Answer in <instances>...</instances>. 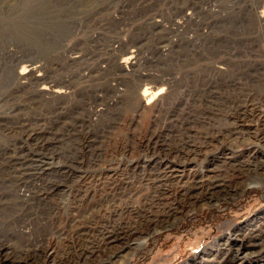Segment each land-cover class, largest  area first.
<instances>
[{"label": "rangeland", "instance_id": "rangeland-1", "mask_svg": "<svg viewBox=\"0 0 264 264\" xmlns=\"http://www.w3.org/2000/svg\"><path fill=\"white\" fill-rule=\"evenodd\" d=\"M252 104L264 0H0V264H264Z\"/></svg>", "mask_w": 264, "mask_h": 264}, {"label": "bare ground", "instance_id": "bare-ground-1", "mask_svg": "<svg viewBox=\"0 0 264 264\" xmlns=\"http://www.w3.org/2000/svg\"><path fill=\"white\" fill-rule=\"evenodd\" d=\"M131 58H133V56L131 57ZM131 58H129V60H127L125 63L126 64H128V63H130V59ZM26 69V68H25ZM37 71H39V65H36L35 63H32L31 65H30V67L28 68V70L27 71H21L20 72V74L18 75L19 76V78H20V76H22L23 78H26L27 76H29L30 77V81H34V82H38L40 79L38 78L39 77V75L37 76H35V72H37ZM42 72V71H41ZM49 81V80H48ZM44 82V81H43ZM163 83V82H162ZM30 86V85H29ZM32 86V85H31ZM45 87V86H44ZM49 87V86H48ZM36 88V87H35ZM164 88L165 87H163V86H159V87H153V86H150V85H146L145 87H143L142 89L140 88V92H136V94H137V97L139 98V100H140V103L142 104V106H145V107H150L151 106V104L153 103V101H155L156 99H158L157 100V103L153 106V107H156L157 105H158V103L164 98V97H162V95H163V93H164ZM43 91L44 90H49V91H51V92H49V91H47V93L46 92H43L44 94L46 93V94H52L53 92L54 93H58V94H64L65 93V89L64 90H62L61 88H57L56 86H53V88H52V90H50V88H41ZM139 89V88H138ZM56 95V94H55ZM167 97V96H166ZM252 103V102H251ZM256 105L255 104H252V106H251V111L252 112H254V113H252V114H248V112H249V107L248 106H245V107H241V108H243L239 113H238V118H237V121H235V122H241V123H243L244 121H248V120H253L254 118H256V121L257 122H263L264 123V109H262V110H260V109H258V107H255ZM159 107V106H158ZM239 108V107H238ZM258 110V113H256V111ZM159 111V110H158ZM99 114V112L98 113H95V115H98ZM256 122V123H257ZM237 123H235L234 125H236ZM239 126V125H238ZM242 127V126H241ZM30 128H32L31 126H30ZM237 129H239V130H241V128L240 127H237ZM237 131V130H236ZM242 131V130H241ZM33 134V133H32ZM190 159V158H189ZM203 170V169H202ZM156 173V172H155ZM159 174V173H158ZM218 175V174H217ZM216 175V176H217ZM221 175V174H220ZM159 176V175H158ZM190 177V176H189ZM193 178V177H192ZM175 179V178H174ZM218 180H219V178H218ZM199 181V180H198ZM209 181V180H208ZM211 181V180H210ZM188 182V181H187ZM204 180H203V182H201V186H203L204 185ZM213 184V185H212ZM259 184V182H254V183H249L248 185H247V187H252V186H256V185H258ZM219 184L217 183H215V182H212L211 183V187H212V189H216V188H219V186H218ZM221 187V186H220ZM263 189H264V187H263ZM210 196V195H209ZM130 208V207H129ZM114 212V211H113ZM127 212H130V213H132L133 212V209L131 210V209H127ZM111 215V214H110ZM73 223H75V221L73 222ZM84 231V230H83ZM105 232V231H104ZM256 233V232H255ZM255 233H253L254 235H255ZM81 234V233H80ZM101 234L103 235V232H101ZM82 235V234H81ZM129 235H132V233L131 234H129V230H128V228L127 229H124V231L123 232H120V233H118V234H113L112 232H106V233H104V235H103V242H104V244H105V247H106V249L107 250H111V251H113L112 252V254H114V256L115 255H117L115 252L116 251H114L115 249L116 250H127L128 249V252L126 253V255H124L123 257H125L124 258V260H123V262H121L120 264H128L129 262H130V260H131V258L134 256V254L144 245V243L146 242V239L147 238H144V239H142L140 242H138V243H135V245H132V243L130 244V243H127V244H123L122 242H121V239H125V238H127ZM251 235V234H250ZM81 237V236H80ZM130 237V236H129ZM126 243V242H125ZM261 243V242H260ZM255 244V243H254ZM101 245V244H100ZM103 245V244H102ZM100 247V246H99ZM256 247V246H255ZM261 250H263V249H261ZM260 250V251H261ZM100 251V250H99ZM264 251V250H263ZM262 251V252H263ZM97 251H93V252H89L88 253V259L90 258V257H95V256H97ZM264 254V253H263ZM99 256V255H98ZM86 258V257H85ZM107 263V262H106ZM102 264V263H101Z\"/></svg>", "mask_w": 264, "mask_h": 264}]
</instances>
